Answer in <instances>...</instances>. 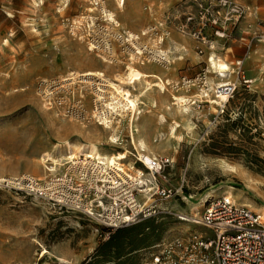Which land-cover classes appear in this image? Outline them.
<instances>
[{"label": "rangeland", "instance_id": "374dc122", "mask_svg": "<svg viewBox=\"0 0 264 264\" xmlns=\"http://www.w3.org/2000/svg\"><path fill=\"white\" fill-rule=\"evenodd\" d=\"M251 3L242 5L245 16L227 29V38L209 34L201 52L182 31L192 0H126L123 7L117 0H0V181L61 175L63 166L51 173L47 167L54 165L42 159L70 142L123 156L118 169L131 176L143 169L139 156L169 159L155 181L173 193L162 200L146 176L152 182L137 201L151 221L119 237L117 258L115 250L96 256L115 234L109 228L0 188V264H151L160 246L198 232L178 217L190 215L188 199L210 193L264 218V0ZM159 51L165 62L157 61ZM209 58L230 70L207 74ZM87 73H102L116 84L142 76L136 87L122 85L135 95L152 86L138 119L129 123L108 110L110 101L97 96L98 77L93 85ZM210 79L216 85L211 99L178 110ZM229 85L234 90L227 101L218 89ZM107 112L105 130L101 116ZM134 123L153 157L135 149ZM113 131L118 145L108 142Z\"/></svg>", "mask_w": 264, "mask_h": 264}, {"label": "built area", "instance_id": "2783aa9c", "mask_svg": "<svg viewBox=\"0 0 264 264\" xmlns=\"http://www.w3.org/2000/svg\"><path fill=\"white\" fill-rule=\"evenodd\" d=\"M192 1L194 8L184 14L182 31L199 44L201 52L210 43L209 34L227 38V29L235 28L245 16L244 7L237 0ZM158 59L159 63L165 62L163 58ZM233 90L228 86V95ZM105 114L101 120L109 119L110 112ZM138 160L143 169L131 176L127 171L80 155L63 166L61 175L46 181L32 177L2 180L0 188L41 198L68 213L80 214L100 226L116 230L148 219L137 201L139 196H146L148 183L152 182L146 176L156 184L155 194L162 200L173 195L170 190L159 188L155 181L171 161L147 160L144 156ZM178 219L185 222L190 218L180 215ZM192 220L189 224L198 227V232L160 246L151 264H264L262 215L237 205L228 196H220L205 200L200 217Z\"/></svg>", "mask_w": 264, "mask_h": 264}, {"label": "bare ground", "instance_id": "6f19581e", "mask_svg": "<svg viewBox=\"0 0 264 264\" xmlns=\"http://www.w3.org/2000/svg\"><path fill=\"white\" fill-rule=\"evenodd\" d=\"M125 1L126 0H117L119 7H123L125 5ZM109 18L111 21L115 22V19L113 18L112 14L109 15ZM137 50H138L137 54L142 55V51L139 48H137ZM156 55H159V57L163 58L164 60H166V58H167V55L163 51H159ZM208 63H209V69H208L207 74H209L212 70H216L220 76H224L230 70L229 66L220 60L216 61L213 58H209ZM131 65H134V64H131ZM142 65H144V64H142ZM138 73H139V71H138ZM139 74L143 76V73L140 72ZM142 76L138 75L139 78H142ZM84 77H87L88 82H91V84H93V85H96L93 83V77H98L97 80L99 81L98 82L99 84L96 87V91H97V94H98L97 96H98L99 100L105 101L107 98L110 101V102L108 101L109 103L105 104V106H107L109 108L108 110H111V112L115 113L117 116H120L122 118L129 117V123H133V120L138 119L136 116H139L141 114V109L144 106V104H143L144 99H142V98L146 97L148 91L150 90L148 87H152L148 84L146 86V88L148 90L141 91L137 95H135L134 93H131L130 91L125 90L122 87V85L125 84V85H130V86L136 87L135 83L138 81V77L134 81L130 77L125 78V80L121 81V83H119V84H116L117 82L113 83V82L107 81L104 78V75L102 73L97 74V76L94 73H87L84 75ZM205 79H207V78H205ZM210 81H211V79H210ZM206 82H207V80L205 81V83ZM205 83H203V84H205ZM185 85H187V84L185 83ZM205 85H204L205 87H201L199 89L198 97H196L193 100L186 98L184 103L181 106H178V110H180L181 112L187 111L188 108H190L189 104L192 103V101H194V100L197 101L199 98L207 97L208 99H211V96L209 95V93L211 91L216 90V87L214 88V86H216V85L212 81L207 82ZM189 88H190V86H189ZM227 88H228V86L225 88H222V89H218V96L220 94H222V96H224V98L228 101ZM192 105H193V103H192ZM124 113H127V115H125ZM105 116H106V114H105ZM104 122H105V124H104L105 130L109 129L110 128L109 122L107 121L106 118L104 119ZM132 129H133V143H134L135 149H138L141 152H147V154L149 156H152L153 155L152 151L148 148L147 142L145 140L146 137L145 138L143 137L142 130L140 129V127H138L134 123V125L132 126ZM119 140H120L119 134L114 133V131H113V134L111 136H109V138H108V142L111 145H118ZM59 149H61V151ZM55 152H56V155L53 157V153H55ZM53 153L47 154L48 157L46 159L45 158L42 159V164H45V163L51 161V163L54 165L52 167H47L48 172H51V173H56V172H54V170L56 168H60V167L64 166L69 161H72V160H75L76 158H78L80 155H84L88 159L100 160L105 165H110V166H113L116 168H120L119 163L123 159V156H121V155L109 156V155L102 154L99 147L95 144L75 145L73 143L66 142L62 146L57 145L56 147H54ZM144 157L147 160L150 159V157H148V156H144ZM214 195H215L214 193L207 194L203 199H200L197 202H194V199H192V198L188 199V201L190 203L191 213H190V215H188V217L190 219L186 220L185 222H188V224H189L193 221L192 219H198L200 217L201 212H202L204 201L216 198V196H214ZM237 205H239V204H237Z\"/></svg>", "mask_w": 264, "mask_h": 264}, {"label": "trees", "instance_id": "16d2710c", "mask_svg": "<svg viewBox=\"0 0 264 264\" xmlns=\"http://www.w3.org/2000/svg\"><path fill=\"white\" fill-rule=\"evenodd\" d=\"M245 94L249 95L247 93V91H245ZM150 221H151V219L145 220L139 224L128 226V227H120L116 230L107 229V230H110L111 232L114 231L115 234L112 236V238L109 241H107L101 248H99L96 256H99V255L108 256L109 252L115 250V251H117V253H116L117 258H120L121 255H120L119 249H121L123 243L120 242L119 237H122L121 235L125 234L127 232L129 233V232L135 231L136 229H138V227H136V226L147 224ZM134 227H136V228H134ZM127 228H131V229H127Z\"/></svg>", "mask_w": 264, "mask_h": 264}, {"label": "crops", "instance_id": "0c3cea01", "mask_svg": "<svg viewBox=\"0 0 264 264\" xmlns=\"http://www.w3.org/2000/svg\"><path fill=\"white\" fill-rule=\"evenodd\" d=\"M241 5H246V6H250L252 7L253 6V3H251V0H237ZM242 33H243V30L245 29V25L242 23L240 28ZM241 33V35H242Z\"/></svg>", "mask_w": 264, "mask_h": 264}]
</instances>
